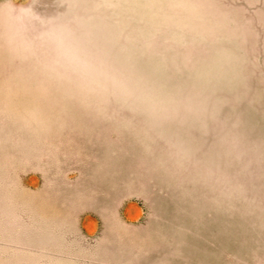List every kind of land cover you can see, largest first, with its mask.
<instances>
[{"label":"rangeland","instance_id":"rangeland-1","mask_svg":"<svg viewBox=\"0 0 264 264\" xmlns=\"http://www.w3.org/2000/svg\"><path fill=\"white\" fill-rule=\"evenodd\" d=\"M0 264H264V0H0Z\"/></svg>","mask_w":264,"mask_h":264}]
</instances>
